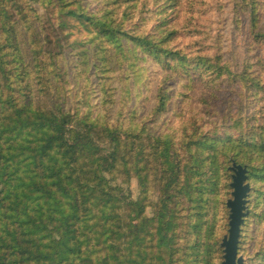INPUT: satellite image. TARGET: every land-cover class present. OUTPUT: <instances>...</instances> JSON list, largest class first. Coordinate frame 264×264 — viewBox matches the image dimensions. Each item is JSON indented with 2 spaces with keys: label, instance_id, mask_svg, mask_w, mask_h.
<instances>
[{
  "label": "trees",
  "instance_id": "obj_1",
  "mask_svg": "<svg viewBox=\"0 0 264 264\" xmlns=\"http://www.w3.org/2000/svg\"><path fill=\"white\" fill-rule=\"evenodd\" d=\"M259 103L264 0H0V264H219L232 161L264 264Z\"/></svg>",
  "mask_w": 264,
  "mask_h": 264
},
{
  "label": "water",
  "instance_id": "obj_2",
  "mask_svg": "<svg viewBox=\"0 0 264 264\" xmlns=\"http://www.w3.org/2000/svg\"><path fill=\"white\" fill-rule=\"evenodd\" d=\"M231 175L230 188L232 189L231 199L227 201L228 209V231L223 237L220 248L222 249L221 264H243V259L238 257V243L240 227L243 219L248 215L247 198L249 195V185L246 183V170L234 163L229 168Z\"/></svg>",
  "mask_w": 264,
  "mask_h": 264
},
{
  "label": "rangeland",
  "instance_id": "obj_3",
  "mask_svg": "<svg viewBox=\"0 0 264 264\" xmlns=\"http://www.w3.org/2000/svg\"><path fill=\"white\" fill-rule=\"evenodd\" d=\"M96 8V6L95 5H91V6H89V11H93L94 9ZM78 38V36H74L73 38H71L70 39V41L67 43V45H69L72 41H74L75 39H77ZM67 49H64V51H66ZM258 98H263V96L262 95H259L258 96ZM249 102H252V98H249V100H248ZM178 104H179V98H176L175 100H173L172 102H171V104L169 105L171 108V110H170V112H169V116H171V117H173V118H175L176 120H179V118H180V113H179V106H178ZM117 107H118V103L116 104V106L113 108V109H111V111L108 113V116H113V120H114V118L117 116ZM262 107H264V103H259V104H257V105H252V106H250L248 109H245L244 110V113L245 114H248V115H253L254 114V111L255 110H261L262 109ZM263 114H264V112H263ZM104 131V136L105 137H108V131H107V128H104L103 129ZM108 151L109 150H105V154H108ZM232 163H234L233 161H232ZM232 163H231V165H230V167L232 166ZM235 164V163H234ZM121 167L123 168V169H126V165L124 164V163H122L121 164ZM229 167V168H230ZM229 168H228V172H229V174H230V184H231V175H232V173L229 171ZM230 184H229V188H230ZM136 187H137V180H135V179H132L131 181H130V186H129V190L132 192V193H135V191H136ZM143 187L140 185V189H142ZM230 197H229V199L228 200H230L231 199V193H232V189L230 188ZM249 196V195H248ZM227 200V201H228ZM227 203V202H226ZM247 206V205H246ZM247 209H248V207H247ZM247 217H248V215H247ZM246 217V218H247ZM245 218V219H246ZM245 219H243V223H244V220ZM134 225H135V223H134ZM243 225V224H242ZM242 227V226H241ZM241 227H240V230H241ZM227 231H228V209H227V207H226V230H225V233H224V235H223V237L224 236H226L227 235ZM250 231H251V229H250ZM252 232V231H251ZM223 237L221 238V240H220V244H221V241H222V239H223ZM239 237H240V234H239ZM220 244H219V248H220ZM238 245H239V243H238ZM246 248H249V244H247L246 245ZM220 263L219 264H221L222 263V256H223V253H222V249L220 248ZM240 257V256H239ZM242 258V257H241Z\"/></svg>",
  "mask_w": 264,
  "mask_h": 264
}]
</instances>
